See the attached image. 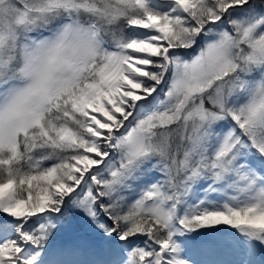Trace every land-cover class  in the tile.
I'll return each instance as SVG.
<instances>
[{
    "label": "snow or ice",
    "instance_id": "1",
    "mask_svg": "<svg viewBox=\"0 0 264 264\" xmlns=\"http://www.w3.org/2000/svg\"><path fill=\"white\" fill-rule=\"evenodd\" d=\"M0 264H264V0H0Z\"/></svg>",
    "mask_w": 264,
    "mask_h": 264
},
{
    "label": "clouds",
    "instance_id": "2",
    "mask_svg": "<svg viewBox=\"0 0 264 264\" xmlns=\"http://www.w3.org/2000/svg\"><path fill=\"white\" fill-rule=\"evenodd\" d=\"M69 42L70 43H75L76 42V38L75 37L70 38Z\"/></svg>",
    "mask_w": 264,
    "mask_h": 264
}]
</instances>
